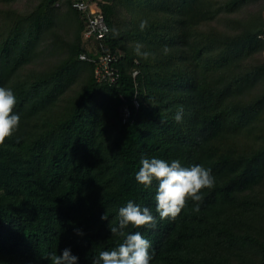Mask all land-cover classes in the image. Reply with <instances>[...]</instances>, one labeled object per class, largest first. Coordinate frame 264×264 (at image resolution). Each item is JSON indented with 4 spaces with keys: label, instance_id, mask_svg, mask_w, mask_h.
Listing matches in <instances>:
<instances>
[{
    "label": "trees",
    "instance_id": "obj_1",
    "mask_svg": "<svg viewBox=\"0 0 264 264\" xmlns=\"http://www.w3.org/2000/svg\"><path fill=\"white\" fill-rule=\"evenodd\" d=\"M104 1L113 84L79 58L100 50L72 0H0V87L21 117L0 144V264H51L64 248L92 264L122 242L110 227L128 200L156 218L125 230L151 242V264H264V0ZM142 157L210 168L199 211L189 200L160 219L157 183L135 180Z\"/></svg>",
    "mask_w": 264,
    "mask_h": 264
},
{
    "label": "clouds",
    "instance_id": "obj_2",
    "mask_svg": "<svg viewBox=\"0 0 264 264\" xmlns=\"http://www.w3.org/2000/svg\"><path fill=\"white\" fill-rule=\"evenodd\" d=\"M148 27V21H140L141 31ZM142 45H137L136 52L145 58L149 53H141ZM168 49L165 47L164 52ZM17 99L11 88L0 87V144L7 138L12 137L19 129L21 117L14 109ZM184 115L183 106H179L174 119L182 123ZM135 180L145 188L157 183L155 194L156 212L160 219H176L181 211L187 206L189 200L194 202L193 211H199V204L203 200L202 190L211 189L215 185V177L210 168L202 164L190 167L182 166L180 160L173 159L170 162L161 158L142 157L139 170L135 174ZM105 213L101 220H108ZM156 225V218L148 207H141L132 200L118 210V223L110 227L114 236L122 238L112 250L100 251L92 259V264H151L152 255L149 252L151 242L141 232L127 233L129 226L133 228L152 227ZM75 234L83 236L81 229H75ZM51 264H78L79 257L74 255L70 248H64L57 255L55 252L43 257Z\"/></svg>",
    "mask_w": 264,
    "mask_h": 264
},
{
    "label": "built area",
    "instance_id": "obj_3",
    "mask_svg": "<svg viewBox=\"0 0 264 264\" xmlns=\"http://www.w3.org/2000/svg\"><path fill=\"white\" fill-rule=\"evenodd\" d=\"M104 0H72L71 6L78 10L85 19V28L82 36L85 40H92L96 42L99 47V54L96 57H87L85 53L79 54L80 59H86L95 63L94 78L97 82H107L109 84L115 83L119 78V70L115 65L119 59V55L110 52L104 40L109 31V26L105 21L101 5ZM264 21V13H263ZM258 38L264 41V27L263 32L258 34ZM262 57L264 59V48L262 49ZM138 73V69L132 71V76ZM133 105L135 108L139 106L136 98H133ZM124 120L130 115V110L127 106L121 108Z\"/></svg>",
    "mask_w": 264,
    "mask_h": 264
},
{
    "label": "rangeland",
    "instance_id": "obj_4",
    "mask_svg": "<svg viewBox=\"0 0 264 264\" xmlns=\"http://www.w3.org/2000/svg\"><path fill=\"white\" fill-rule=\"evenodd\" d=\"M26 2V0H22V2H16L14 6L22 9V7H24V3ZM264 13V6H263V10H262V14Z\"/></svg>",
    "mask_w": 264,
    "mask_h": 264
}]
</instances>
